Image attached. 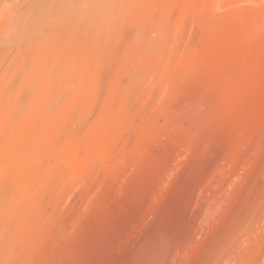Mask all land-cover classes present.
I'll list each match as a JSON object with an SVG mask.
<instances>
[{
    "label": "rangeland",
    "instance_id": "1",
    "mask_svg": "<svg viewBox=\"0 0 264 264\" xmlns=\"http://www.w3.org/2000/svg\"><path fill=\"white\" fill-rule=\"evenodd\" d=\"M0 170V264H264V0H0Z\"/></svg>",
    "mask_w": 264,
    "mask_h": 264
},
{
    "label": "bare ground",
    "instance_id": "2",
    "mask_svg": "<svg viewBox=\"0 0 264 264\" xmlns=\"http://www.w3.org/2000/svg\"><path fill=\"white\" fill-rule=\"evenodd\" d=\"M7 40H9L8 42H11L13 40V34H9V36L7 37ZM88 155V154H87ZM61 156V154H60ZM64 159V158H63ZM73 159V158H72ZM74 162V161H73ZM93 163V162H92ZM56 170V169H55ZM54 170V172H55ZM62 171V174H63V178L62 180H70L73 176H75V174H78V173H81L82 172V167L80 166L79 169L77 167V165H74V164H71L70 162H65L64 163V166L62 169H60ZM1 171V170H0ZM60 178V177H59ZM55 179V178H54ZM55 182V181H54ZM53 182V183H54ZM57 182V180H56ZM59 184V183H58ZM60 185H58L59 187ZM178 221V220H177ZM176 221V222H177ZM193 221V220H192ZM170 223V222H168ZM174 223V222H173ZM178 223V222H177ZM171 225H175L174 224H171ZM177 225V224H176ZM153 226V225H152ZM166 226V225H165ZM163 226V227H165ZM170 226V225H169ZM171 227H174L173 229L168 226L165 227V230L164 228V231L167 232L170 236L172 235H175L176 236V233H180L179 229L180 228H175L176 226H171ZM177 227H179L177 225ZM178 229V230H176ZM183 230V228H181ZM159 230V229H158ZM156 230V232L158 231ZM181 230V231H182ZM174 231H177V232H174ZM184 231V230H183ZM36 232V231H35ZM34 232V233H35ZM174 233V234H173ZM33 234V233H32ZM181 234V233H180ZM179 234V235H180ZM188 234V233H187ZM106 235V234H105ZM114 235V234H113ZM146 235V234H145ZM184 235V234H183ZM39 236V235H38ZM118 236V235H117ZM174 236V237H175ZM189 236V235H188ZM173 237V236H172ZM185 237V236H184ZM32 238H34L32 236ZM38 238V237H37ZM179 238V237H178ZM189 238V237H188ZM30 239V237H29ZM180 239V238H179ZM166 240V239H165ZM29 241V240H28ZM35 241V239H34ZM101 241V240H100ZM170 241V240H168ZM29 242H32V241H29ZM112 242V241H111ZM138 242V241H137ZM177 242V241H176ZM181 242V240H180ZM115 243V242H114ZM164 243L166 242H158L154 239H149L147 240L146 242H144L143 244H141L137 249L136 251L130 256V257H127V260H125L124 263H121V264H167L168 263V259H169V256L172 255L174 252H170L169 253V250H170V247L166 246ZM33 243H31V246H32ZM107 244V243H106ZM181 244V243H180ZM177 245V244H176ZM180 246V245H179ZM184 246V245H183ZM182 246V247H183ZM176 248V247H175ZM174 248V251L177 249ZM180 249H183V248H180ZM117 250V249H116ZM131 250V249H130ZM173 250V249H172ZM107 251V250H106ZM171 251V250H170ZM178 251V250H177ZM181 251V250H180ZM48 252V251H47ZM51 252V251H50ZM214 252V251H213ZM176 253V252H175ZM104 254V253H103ZM119 254V253H118ZM212 254V253H211ZM209 254V255H211ZM79 255V254H78ZM99 255V254H97ZM128 255V254H127ZM175 255V254H174ZM70 256V255H69ZM84 256V255H83ZM176 256V255H175ZM205 256V255H204ZM207 256V255H206ZM62 257V256H61ZM80 257V256H79ZM171 257V256H170ZM178 257V256H177ZM68 259H70L69 257H67ZM94 258V257H93ZM172 258V257H171ZM208 258V256H207ZM66 259V258H65ZM64 259V260H65ZM202 259V258H201ZM173 260V259H172ZM68 261V260H67ZM80 263L82 260H79ZM33 262V261H32ZM64 262V261H63ZM83 264H86L84 263V261H82ZM115 262V261H114ZM174 262V261H172ZM199 262V261H198ZM171 263V262H170ZM175 263V262H174ZM200 263V262H199ZM229 263V262H228ZM65 264V263H64ZM90 264V263H89ZM98 264V263H97ZM118 264V263H117ZM169 264V263H168ZM226 264V263H225Z\"/></svg>",
    "mask_w": 264,
    "mask_h": 264
}]
</instances>
